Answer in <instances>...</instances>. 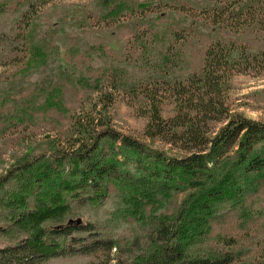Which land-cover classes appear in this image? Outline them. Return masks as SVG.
Returning a JSON list of instances; mask_svg holds the SVG:
<instances>
[{"label": "trees", "instance_id": "obj_1", "mask_svg": "<svg viewBox=\"0 0 264 264\" xmlns=\"http://www.w3.org/2000/svg\"><path fill=\"white\" fill-rule=\"evenodd\" d=\"M44 3L28 0L17 18L30 31L19 32V26L15 32L16 21L0 32L2 52L14 66L26 62L27 67L38 68L47 60L45 40L31 29L36 5ZM124 9L132 10L124 2L108 8L104 22L119 24ZM198 11L212 26L234 32L252 27L264 35V0H230ZM140 47L147 53L144 43ZM230 48L221 41L211 42L199 72L183 80L160 75L164 63L159 71L154 68L157 76L123 88L137 103L138 115L146 119L144 140L112 125L109 108L120 89L112 74L107 81L95 76L92 82L99 86H93L92 96L78 100L73 109L56 101L69 124L65 129L49 128L59 129L52 149L32 154L34 149L28 147L0 175V214L11 220L3 232L25 234L21 242L0 247V264H41L71 255L92 257L89 264H264V238L255 242L258 250L245 262L234 249L237 239L216 233L213 224L221 212L220 202L230 199L225 203L232 208L235 195L264 184V122L230 110L227 102L233 72L262 67L264 50L252 54L251 63L250 54L233 57ZM171 104L172 112L164 115V107ZM3 112L11 114L8 108ZM10 116L23 123L34 120L31 114ZM23 136L24 140L27 134ZM110 191L120 197L122 206L109 216V224L139 217L142 237L122 243L106 231V222L43 224L61 222L77 208L98 206ZM180 194L184 198L172 216L146 230L140 218L145 209L151 207L147 213H153L166 199Z\"/></svg>", "mask_w": 264, "mask_h": 264}, {"label": "rangeland", "instance_id": "obj_2", "mask_svg": "<svg viewBox=\"0 0 264 264\" xmlns=\"http://www.w3.org/2000/svg\"><path fill=\"white\" fill-rule=\"evenodd\" d=\"M27 1L0 0L3 7L0 32H5L17 21ZM226 1L230 0H42L45 3L36 5L38 12L31 29L34 36L45 40L49 55L44 64L38 68L27 67L26 62L14 66L5 57L0 44V175L16 158L24 155L28 147L34 149L32 154L52 149L51 140L59 129L50 132L49 128L58 125L65 129L69 124L62 118L56 101L65 103L69 109L78 106V100L92 96V87L98 84L92 82L95 76H100V81H107V76L112 74L120 85L109 108L113 127L125 135L144 140L146 119L138 115L137 103L133 104L124 87L143 82L148 76H157L154 68L159 71V64H167L160 75L169 80H183L189 74L199 72L204 51L213 41L232 46L233 57L250 54V62H255L250 58L252 54L264 50L261 32L252 27L234 32L212 26L198 14L199 8L222 6ZM120 2L132 10L124 9L122 14L125 16H121L119 24L104 22L108 8L119 6ZM143 7L151 10L143 13L140 10ZM22 23L23 20L17 21L13 30L17 33L30 31L23 29L26 23ZM19 26H22L20 31ZM174 33L181 35L180 38L173 37ZM143 43L148 49L145 54L140 47ZM259 61H263L262 67L233 72L227 102L230 110L264 122V59ZM61 68L67 74L62 75ZM4 108L20 117L31 114L34 120L23 123L11 114L6 115ZM171 112L172 104L164 107V115ZM23 133L27 134L24 140ZM155 145L159 146V143ZM183 195L166 199L153 213L148 214L151 207H147L144 217H140L145 229L153 228L160 219L170 218ZM227 200L230 199L219 203L222 204L221 212L213 223L214 230L233 235L237 239L234 249L238 248L246 262L258 250L255 242L264 238V184L235 195L236 205L232 208L225 203ZM119 206H122L120 197L110 191L98 206L77 208L75 213L71 210L64 215L61 222L47 220L43 224L53 227L70 221L100 225L106 222L109 228L106 231L110 230L122 243L142 237L144 229L139 217H125L118 223L109 224V216ZM10 221L0 214V247L19 243L25 237L19 230L3 232ZM211 245L209 243L208 247ZM90 260L92 257L89 256L71 255L41 264H89Z\"/></svg>", "mask_w": 264, "mask_h": 264}]
</instances>
